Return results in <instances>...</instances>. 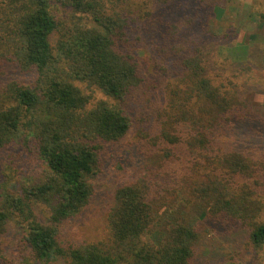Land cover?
<instances>
[{"label":"trees","instance_id":"obj_1","mask_svg":"<svg viewBox=\"0 0 264 264\" xmlns=\"http://www.w3.org/2000/svg\"><path fill=\"white\" fill-rule=\"evenodd\" d=\"M61 7L66 13L57 18ZM144 10L142 3L129 0H0V153L11 146L31 147L44 166L43 179L23 196L1 191L0 234L15 221L37 262L191 264L198 229L185 219L167 218L174 201L202 206L201 218L239 221L251 244L264 246V224L255 221L260 208L256 168L242 155L221 150L236 102L212 90L204 77L199 47L189 38L197 18L177 17L174 9L150 23L151 11ZM172 17L178 22L162 35L160 52L175 82L154 125L158 138L178 152L164 147L161 156H153L160 164L149 166L159 171L115 190L105 242L64 240L61 228L84 211L92 182L102 172L101 150L122 142L132 125L117 105L90 104L76 83L117 102L137 97L142 79L129 49L153 30L161 35ZM129 30L139 34L130 45ZM16 74L34 81H7ZM198 162L191 170L185 166ZM164 172L170 185L157 182ZM38 205L49 209L45 222L33 212Z\"/></svg>","mask_w":264,"mask_h":264},{"label":"rangeland","instance_id":"obj_2","mask_svg":"<svg viewBox=\"0 0 264 264\" xmlns=\"http://www.w3.org/2000/svg\"><path fill=\"white\" fill-rule=\"evenodd\" d=\"M129 1L142 3L146 9L142 14L151 11L150 23L154 18L170 15L174 9L177 17L190 14L197 18L189 38L199 47L204 77L210 81L212 90L226 93L236 102L233 119L222 132L220 147L224 152L242 155L256 168L253 181L259 186L255 192L256 196L259 193L260 208L255 221L264 224V0H203V5L198 0H174L169 6L160 4L165 0ZM64 10L58 8L54 14L57 18L64 17ZM176 21V17L167 19L166 30L164 28L161 35L160 31L153 30L148 36H141L143 42L130 47L142 79L137 97L129 96L117 102L104 97L95 88L76 83L90 98V104L106 100L117 105L131 117L132 125L122 142L101 150L102 172L92 182L89 203L80 215L61 228L62 239L76 245L105 242L109 232L107 217L115 190L138 180L147 181L159 171L157 168L153 172L149 166L160 164L153 156H161L164 147L178 152V148L158 138L159 132L154 125L158 113L163 112V97L175 82L172 66L160 50L162 35L166 34L169 24ZM136 36H139L136 30L127 31L128 45ZM54 41L52 38L51 43ZM12 78L25 84L34 81V76L6 77L7 81ZM242 117L245 121H240ZM198 165L199 162L185 166L191 170ZM43 169L33 148L11 146L0 153V193L4 188L15 196H23L30 186L43 179ZM165 173L157 182L170 185L171 180L164 179ZM255 198H252L254 202ZM170 203L175 205L173 210H166L170 211L168 219H185L198 229L191 264H264V246L255 248L239 221L227 219L220 223L212 218H201L202 206ZM48 211L42 205L33 207L34 214L42 222L47 220ZM22 239L23 229L15 221L9 222L0 234V264H68L63 259L37 262Z\"/></svg>","mask_w":264,"mask_h":264}]
</instances>
